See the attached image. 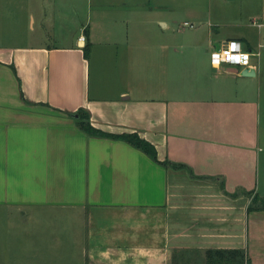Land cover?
Here are the masks:
<instances>
[{"label":"crops","instance_id":"obj_1","mask_svg":"<svg viewBox=\"0 0 264 264\" xmlns=\"http://www.w3.org/2000/svg\"><path fill=\"white\" fill-rule=\"evenodd\" d=\"M231 38L250 75L211 64ZM263 38L264 0H0V264L63 239L83 264H264Z\"/></svg>","mask_w":264,"mask_h":264},{"label":"rangeland","instance_id":"obj_2","mask_svg":"<svg viewBox=\"0 0 264 264\" xmlns=\"http://www.w3.org/2000/svg\"><path fill=\"white\" fill-rule=\"evenodd\" d=\"M188 29V28H186ZM219 37V36H216ZM219 42V39H218ZM261 46H259V49L261 53L264 55V38L260 41ZM217 43V41H216ZM243 49H245L243 45ZM230 82L234 83V79H230ZM261 90H264V85H262ZM262 96H264V91L262 92ZM68 219L66 218H60L56 220L54 223V226H51V223L46 220H41V221H35L31 219L28 216H23V215H14L9 217V224H18L20 226H23L28 230V227L32 228L34 226H37L39 230H49L51 229L52 231H63L65 228L69 226V223H67ZM52 227V228H51ZM54 229V230H53ZM54 233H51L53 236ZM48 233L44 232L41 233V236H47ZM61 236H64V233L59 234ZM56 233V236H59ZM13 235L10 236L12 238ZM27 236V234H26ZM60 238V237H59ZM57 241V239H55ZM40 243H31L28 240L25 242V251L23 256H20V260H22L23 264H28V263H33V264H83L82 263V257L79 254H77L76 251L72 250H67L66 249V244L63 239L62 245L59 248H55L51 245V242L54 241H48V240H41L39 241ZM12 245L11 240H10V246ZM11 249V248H10ZM15 250V249H12ZM10 255L11 252H10Z\"/></svg>","mask_w":264,"mask_h":264},{"label":"trees","instance_id":"obj_3","mask_svg":"<svg viewBox=\"0 0 264 264\" xmlns=\"http://www.w3.org/2000/svg\"><path fill=\"white\" fill-rule=\"evenodd\" d=\"M84 54L87 55L88 51V44L86 43L83 47ZM74 114L76 115V122L78 126L86 131L90 135H99V136H106V137H112V138H119L123 139L132 145L140 148L143 150L145 153L149 154L153 159L157 160L156 158V149L154 145L146 140L145 138L141 137L136 131L132 132H121V133H111V132H106L103 131L99 128L94 127L90 123V113L88 110H85L83 108H78ZM169 161H165L164 164L168 165ZM174 166H183V163L180 162H174ZM189 172L194 175V172H192L191 168H188ZM221 187L224 189V182L221 180L220 181ZM224 191H226L224 189ZM245 191V190H244ZM246 193L249 195H252L251 203L248 206V210L251 209H264V195H260L258 193H254V191L251 190H246ZM235 192L232 193L234 195Z\"/></svg>","mask_w":264,"mask_h":264},{"label":"built area","instance_id":"obj_4","mask_svg":"<svg viewBox=\"0 0 264 264\" xmlns=\"http://www.w3.org/2000/svg\"><path fill=\"white\" fill-rule=\"evenodd\" d=\"M79 39L83 41L84 35H80ZM247 52L243 49L240 40L231 38L221 42L220 46L213 48L210 52V61L215 67H219L221 64H233L242 65L250 68H254V65L245 60Z\"/></svg>","mask_w":264,"mask_h":264},{"label":"water","instance_id":"obj_5","mask_svg":"<svg viewBox=\"0 0 264 264\" xmlns=\"http://www.w3.org/2000/svg\"><path fill=\"white\" fill-rule=\"evenodd\" d=\"M81 44H83V43H81ZM243 74H245V75H250L251 72H250L249 70H246V69H245V70L243 71Z\"/></svg>","mask_w":264,"mask_h":264}]
</instances>
